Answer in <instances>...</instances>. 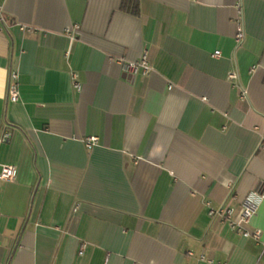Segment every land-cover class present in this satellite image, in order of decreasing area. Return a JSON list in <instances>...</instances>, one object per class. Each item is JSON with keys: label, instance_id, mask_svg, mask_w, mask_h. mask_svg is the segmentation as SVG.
I'll return each mask as SVG.
<instances>
[{"label": "crops", "instance_id": "crops-1", "mask_svg": "<svg viewBox=\"0 0 264 264\" xmlns=\"http://www.w3.org/2000/svg\"><path fill=\"white\" fill-rule=\"evenodd\" d=\"M0 6V170L17 169L0 179V264H264V201L260 241L206 205L238 219L264 195V0ZM144 49L149 76L111 61Z\"/></svg>", "mask_w": 264, "mask_h": 264}, {"label": "built area", "instance_id": "built-area-1", "mask_svg": "<svg viewBox=\"0 0 264 264\" xmlns=\"http://www.w3.org/2000/svg\"><path fill=\"white\" fill-rule=\"evenodd\" d=\"M11 25L9 19L5 16L2 7L0 6V33L5 31ZM19 28L23 32H33L34 28L25 25H19ZM79 25L75 24L68 27L65 33L73 38V33L78 30ZM245 33L242 21L240 20L237 25V31L235 35V40L237 43H241L244 39ZM220 51H215L214 56H220ZM111 61L116 63L123 73L126 75L136 76L141 75L143 77L149 76L152 73V65L149 61V51L144 49L140 56L135 60H129L125 58L112 57ZM73 86L76 91L81 89L80 83L77 81V75H72ZM228 79L231 81L238 79V74L235 71H231L228 74ZM7 97L11 103H16L20 99V89H19V74L15 71L11 72L9 75V81L7 86ZM246 97V91L243 90L241 98ZM5 139L8 140V135L6 134ZM86 147L92 148L97 143L96 137H88L85 140ZM17 169L14 165L5 164L2 165L0 170V179L4 181H13L16 178ZM264 201V195L258 191H250L241 201V212L238 219H233V209L230 207H219L217 209L211 207L210 202H206L208 207V215L213 218H219L223 221H227L230 227L238 232L245 238L252 237L256 241H260L262 236V231L260 229L250 230L249 226L252 219L258 213L260 206ZM264 245V244H263ZM85 244H82L80 248V254H83Z\"/></svg>", "mask_w": 264, "mask_h": 264}]
</instances>
